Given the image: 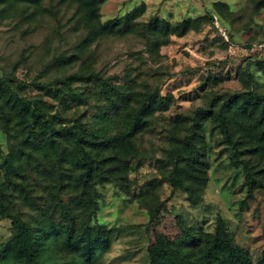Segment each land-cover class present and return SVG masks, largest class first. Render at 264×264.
<instances>
[{
	"label": "rangeland",
	"instance_id": "1",
	"mask_svg": "<svg viewBox=\"0 0 264 264\" xmlns=\"http://www.w3.org/2000/svg\"><path fill=\"white\" fill-rule=\"evenodd\" d=\"M91 1L0 0V78L48 116L58 115L57 126L79 119L96 128L104 122L114 131L146 91L168 99L137 138L141 157L130 160L119 178L92 185L90 208L74 180L71 145L62 137L27 141L18 118L6 130L0 118L4 210L39 228L62 202L80 225L110 229L109 250H97L90 260L79 252L75 261L81 264H149L157 249L182 253L190 234L211 232L219 221L256 260L264 250V189L248 191L243 163L232 162L213 113L222 93L251 89L264 95V0ZM189 18L194 25L182 23ZM109 20L122 22L112 31L94 29ZM91 73L118 87L109 90L114 100L122 97L117 109ZM198 108L208 113L199 119L208 180L202 201L192 206L184 191L172 190L166 151L189 133ZM230 126L236 137L243 134L240 159L264 180V115L234 114ZM8 155L19 171L5 169ZM53 236L41 250L46 264L66 258L54 243L61 237ZM14 241L12 219L0 215V247Z\"/></svg>",
	"mask_w": 264,
	"mask_h": 264
},
{
	"label": "trees",
	"instance_id": "2",
	"mask_svg": "<svg viewBox=\"0 0 264 264\" xmlns=\"http://www.w3.org/2000/svg\"><path fill=\"white\" fill-rule=\"evenodd\" d=\"M89 3H93V0ZM95 12L94 9L92 14L96 16ZM209 18L212 20L211 15ZM193 20L185 19L182 23L192 26ZM121 22L109 20L94 29H98V32L112 31L115 28L118 29ZM260 65H264V61H261ZM247 72L252 80V73L249 70ZM91 76L101 83L105 98L110 100L113 109H117L122 97L117 101L114 100L110 97L109 90L118 87L103 81L95 73H91ZM65 84L70 90L68 79ZM2 95L4 100L0 104V118L3 129H8L13 118H18L16 123L22 124L27 141L43 136L54 142L57 137H62L71 145L68 155L71 158L70 162L77 170L74 180L79 184L81 198L85 200L89 208L95 202L94 192L91 191L92 185L109 182L113 180V177L119 178L123 172L129 170L130 160L141 157L137 138L142 129L149 124L148 117L168 99L159 92L146 91L138 99L137 106L131 108L122 124L113 131L104 122L96 128L79 119H75L72 125L57 126L58 115L48 116L36 101L19 95L3 77L0 78V96ZM79 96L78 94L77 97ZM222 96L224 99L220 103L219 110L213 113V117L224 133L227 143L231 145V160L234 163H243L249 192L257 187L264 189V180L258 178L256 173L248 167L247 161L239 157L242 154L240 145L244 142L243 134L236 137L234 135L236 133H233L230 126L234 114L236 116L241 113L250 119L254 118L255 114L263 116L264 95L256 94L248 89L246 92L222 93ZM218 99L219 95H216L215 104ZM206 117L208 113L203 108H198L196 117L192 119L189 133L175 139L166 151L169 166L167 179L170 181L172 190L184 191L187 201L192 206L202 201V191L208 180L207 165L201 159L202 134L199 127V119ZM104 119L111 125L113 118L110 111L104 112ZM259 140H264L263 131ZM3 162L5 169L9 172L11 169L20 170V166L16 164L12 155H8ZM58 208H60L59 212L57 213V209L53 210L54 213L49 219L42 221L41 227H32L24 219L4 210L0 191V215L12 219L15 240L14 243L0 247V264H46L41 260V250L45 249V239H48L51 233L54 234L53 237H61L54 243L58 251L64 253L62 256L66 255V258L62 262L54 261L52 258L49 264H81L75 261V256L79 252L81 256H85L86 260H90L97 250L104 253L109 250L110 229L98 226L96 230H92L88 224L82 226L74 212L72 214L64 203L61 202ZM156 215L155 213L151 220H154ZM149 264H264V250L256 260H253L244 247L233 241L219 221L211 232L190 234L186 249L182 253L170 255L164 249H157Z\"/></svg>",
	"mask_w": 264,
	"mask_h": 264
}]
</instances>
